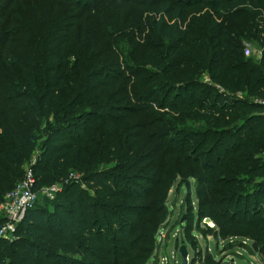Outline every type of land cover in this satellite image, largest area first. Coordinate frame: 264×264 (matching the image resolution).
Returning a JSON list of instances; mask_svg holds the SVG:
<instances>
[{"label": "trees", "instance_id": "1", "mask_svg": "<svg viewBox=\"0 0 264 264\" xmlns=\"http://www.w3.org/2000/svg\"><path fill=\"white\" fill-rule=\"evenodd\" d=\"M26 166L63 196L0 264H154L192 179L199 220L264 260V0H0V203Z\"/></svg>", "mask_w": 264, "mask_h": 264}, {"label": "rangeland", "instance_id": "2", "mask_svg": "<svg viewBox=\"0 0 264 264\" xmlns=\"http://www.w3.org/2000/svg\"><path fill=\"white\" fill-rule=\"evenodd\" d=\"M206 9H204L205 11ZM246 44V49L248 46L251 48L252 52L251 54H245L247 56H251L255 54L256 57H260L259 53H256L255 49L256 47L253 46L250 43H245ZM246 51V50H245ZM39 154V151L36 150L34 152L33 158ZM26 168H29V166H26ZM76 178L79 179V181L82 182V185L87 187L88 184L83 183L82 176L78 173L75 174ZM73 177V175H72ZM191 187L188 186V184L182 185L180 188L178 185L174 187L172 192L170 193V201H169V213L167 220L163 223V227L160 230H163L166 232L168 236L163 240V242H160L157 240L156 241V248H155V253L156 257L152 258V262L154 264H172V263H180L182 262V257L178 251L176 250V242H177V237L175 235V231L177 229H180L181 235H184V227L187 226V221L186 218L181 222L183 219V214L187 213V200H188V195H191V201L194 203V208H193V213L195 215L193 216V221L192 225L194 226V232H192V235L194 237V240H196V244L194 245H187L189 249V255L191 260L193 259V263L191 264H226V259L231 258L232 255H236L237 258V263L238 264H259L262 263L264 264V260L261 257L260 252L256 253L253 248H252V239L249 236H241V235H230V234H225L223 235V238L227 241L224 247L220 248L217 247V244L215 240H210L208 241L207 238H212L213 235L216 234L215 229H210L207 227H197L198 221H199V201L197 197V190H196V181L195 179L190 180ZM88 188V187H87ZM179 188V189H178ZM63 189V186H61V190ZM60 190V191H61ZM54 194V198H50L47 193L43 192L42 190H38V205L37 208H54V200H59L62 198V194L58 195L59 192ZM8 194V193H7ZM5 195V197L7 196ZM189 195V196H190ZM5 199V198H4ZM191 203V204H192ZM182 217V219H181ZM216 224L217 223L215 220H213ZM5 222V221H4ZM3 222V223H4ZM2 223V224H3ZM218 229V228H217ZM160 230L158 234L160 233ZM18 232V231H17ZM18 235V234H17ZM158 238V236H157ZM244 241L249 242L248 245L244 244ZM208 245H210L212 249V257H209L208 255H201L199 253L200 249H204L205 251L208 248ZM194 246V247H193ZM202 247V248H200ZM238 253H241L239 255ZM177 254V255H176ZM215 255V256H214ZM165 258V259H164ZM163 260V261H162Z\"/></svg>", "mask_w": 264, "mask_h": 264}, {"label": "built area", "instance_id": "3", "mask_svg": "<svg viewBox=\"0 0 264 264\" xmlns=\"http://www.w3.org/2000/svg\"><path fill=\"white\" fill-rule=\"evenodd\" d=\"M247 54H251L252 50L248 46L246 49ZM259 53L261 55L260 51H256V53ZM62 184L57 183L53 184L51 186L42 188L41 190L50 198H54V194L61 190ZM36 188V177L34 175L33 168L29 166V168H26L25 176L22 181H20L16 186L8 192L7 196L5 197L4 201L0 203V215H2L5 218V222L3 224H0V238L7 239V240H14L17 238V231L18 226L25 220L27 213L30 209H32L38 202V190ZM187 209V208H185ZM185 216H183L184 218ZM183 223V221H181ZM199 227H207L210 229H215L216 234L212 236V238H207L208 241L215 240L217 247L222 248L225 246L227 241L223 238V235H221L218 232V229L216 227L215 222L210 217H204L201 220L198 221L197 224ZM180 229H177L175 231V235L179 240V248L181 245V233ZM167 230L164 232L163 230H160V233L158 234V241L163 242L165 238H167ZM245 245H248L249 242L244 241ZM190 245V244H187ZM178 251V249H177ZM204 249H200L199 253L201 255H204ZM212 249L210 245H208V248L206 250L207 254H212ZM241 255V253H238ZM177 255V254H176ZM165 259V258H164ZM163 261V260H162ZM193 263V259L191 260L190 255L188 254V264ZM172 264H178L172 263ZM180 264V263H179ZM226 264H238L236 255H232L231 258L226 259ZM262 264V263H259Z\"/></svg>", "mask_w": 264, "mask_h": 264}, {"label": "water", "instance_id": "4", "mask_svg": "<svg viewBox=\"0 0 264 264\" xmlns=\"http://www.w3.org/2000/svg\"><path fill=\"white\" fill-rule=\"evenodd\" d=\"M184 220H185V217L182 219V221H184ZM252 248H253V250L256 253H259L260 252L258 243L253 242L252 243ZM179 253H180L181 257H182L181 264H188L189 249H188V246H187V244L185 243L184 240L181 241V245H180V248H179Z\"/></svg>", "mask_w": 264, "mask_h": 264}, {"label": "crops", "instance_id": "5", "mask_svg": "<svg viewBox=\"0 0 264 264\" xmlns=\"http://www.w3.org/2000/svg\"><path fill=\"white\" fill-rule=\"evenodd\" d=\"M176 244H177V242H176ZM176 247V250H177V246H175ZM200 248H202V247H200ZM203 249V248H202ZM205 251V250H204ZM204 255H208L207 253H206V251L204 252ZM215 256V255H214ZM178 264H179V262H178Z\"/></svg>", "mask_w": 264, "mask_h": 264}]
</instances>
